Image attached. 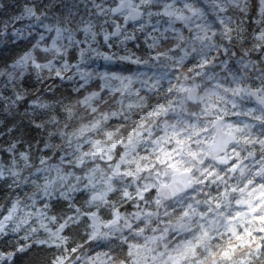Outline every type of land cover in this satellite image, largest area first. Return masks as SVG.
Wrapping results in <instances>:
<instances>
[{
    "label": "clouds",
    "instance_id": "clouds-1",
    "mask_svg": "<svg viewBox=\"0 0 264 264\" xmlns=\"http://www.w3.org/2000/svg\"><path fill=\"white\" fill-rule=\"evenodd\" d=\"M0 264H264V0H0Z\"/></svg>",
    "mask_w": 264,
    "mask_h": 264
}]
</instances>
